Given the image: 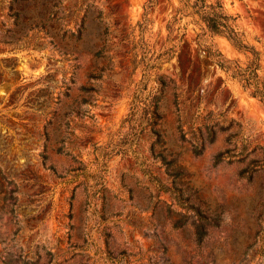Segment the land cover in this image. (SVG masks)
<instances>
[{
    "label": "rangeland",
    "instance_id": "374dc122",
    "mask_svg": "<svg viewBox=\"0 0 264 264\" xmlns=\"http://www.w3.org/2000/svg\"><path fill=\"white\" fill-rule=\"evenodd\" d=\"M147 1L0 0V264H264V102L204 46L252 55ZM221 2L264 80V0Z\"/></svg>",
    "mask_w": 264,
    "mask_h": 264
},
{
    "label": "trees",
    "instance_id": "16d2710c",
    "mask_svg": "<svg viewBox=\"0 0 264 264\" xmlns=\"http://www.w3.org/2000/svg\"><path fill=\"white\" fill-rule=\"evenodd\" d=\"M32 4V13L34 19L37 20H57L62 19V16H58V11L55 7L58 5L57 0H28ZM181 6L175 8V13L166 21V29L168 34L176 32L179 27L176 26V22L183 15L196 16L195 21L199 23L203 33H209L211 35H221L226 37L232 45L238 50H248L252 58L249 60L247 65L242 68L238 64L232 65L231 62L224 58V56L218 51L212 49L211 45H205L204 50L207 57L216 65L223 68L231 76L236 77L243 83L244 87H251V94L258 97L264 102V80L259 76L257 70L259 68V52L255 48L249 45L244 40L243 32L237 29L234 23L235 17L229 14L221 0H179ZM156 0H148L144 6L143 16L154 9ZM21 5V10H22ZM187 10H189L187 12ZM97 17H100L99 15ZM93 16L91 19L97 18ZM146 21L147 19L144 18ZM57 25L51 24L49 29L56 30ZM84 28V22L77 28L81 31ZM58 28L57 30H59ZM163 83V80L161 81ZM163 87L159 89L161 93ZM155 98V97H154ZM157 100V99H156ZM156 100H152L148 106L150 109V116L154 117L158 113V104ZM222 158V154L217 155V160Z\"/></svg>",
    "mask_w": 264,
    "mask_h": 264
}]
</instances>
